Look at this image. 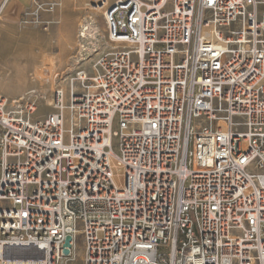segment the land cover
Returning a JSON list of instances; mask_svg holds the SVG:
<instances>
[{"label":"built area","instance_id":"2783aa9c","mask_svg":"<svg viewBox=\"0 0 264 264\" xmlns=\"http://www.w3.org/2000/svg\"><path fill=\"white\" fill-rule=\"evenodd\" d=\"M87 7L91 75L0 95V264H264V0Z\"/></svg>","mask_w":264,"mask_h":264},{"label":"rangeland","instance_id":"374dc122","mask_svg":"<svg viewBox=\"0 0 264 264\" xmlns=\"http://www.w3.org/2000/svg\"><path fill=\"white\" fill-rule=\"evenodd\" d=\"M88 1L37 0L46 4L40 12V24H37L30 19L35 10L33 0H0V56L8 59L5 65L0 62V95L11 102L30 90L44 93L47 101L39 104L35 119H43L51 112L50 87L56 84L68 88L69 80L78 70L91 75L97 53L108 46L104 19L95 12L91 14L92 19L88 16L91 12ZM55 3L61 6L54 9L47 6ZM83 27L86 28L85 40L79 38ZM61 30L64 37L59 35ZM48 58H54L53 67L46 64ZM33 72L40 84L31 80ZM56 74L58 78L53 80ZM112 131H118L117 118ZM119 143L118 138H112L111 151L115 156L120 155ZM80 253L76 250V258L65 259L63 264H81Z\"/></svg>","mask_w":264,"mask_h":264},{"label":"bare ground","instance_id":"6f19581e","mask_svg":"<svg viewBox=\"0 0 264 264\" xmlns=\"http://www.w3.org/2000/svg\"><path fill=\"white\" fill-rule=\"evenodd\" d=\"M33 1H36V0H33ZM44 5H46V4H44ZM47 5H49V4H47ZM52 6H55V4H51ZM92 12H95V14L97 15L98 13L101 15V14H103V9H99V8H96L95 10H93V9H91V12L88 14V16H90V18L92 19V15L91 14H93ZM61 29V28H60ZM94 31V30H93ZM95 34V33H94ZM61 37H64V33H63V31L61 30L60 31V34H59ZM46 81H48V79H46Z\"/></svg>","mask_w":264,"mask_h":264},{"label":"water","instance_id":"95a60500","mask_svg":"<svg viewBox=\"0 0 264 264\" xmlns=\"http://www.w3.org/2000/svg\"><path fill=\"white\" fill-rule=\"evenodd\" d=\"M70 241H71V237H66L65 240H64V245H63V254L65 256H68L69 254V249H70Z\"/></svg>","mask_w":264,"mask_h":264},{"label":"crops","instance_id":"0c3cea01","mask_svg":"<svg viewBox=\"0 0 264 264\" xmlns=\"http://www.w3.org/2000/svg\"><path fill=\"white\" fill-rule=\"evenodd\" d=\"M7 61L8 59L6 58V56H0V62L2 63V65H5Z\"/></svg>","mask_w":264,"mask_h":264}]
</instances>
